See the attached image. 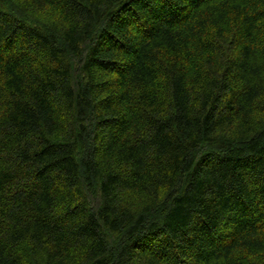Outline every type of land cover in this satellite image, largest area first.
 I'll return each mask as SVG.
<instances>
[{"label":"trees","instance_id":"16d2710c","mask_svg":"<svg viewBox=\"0 0 264 264\" xmlns=\"http://www.w3.org/2000/svg\"><path fill=\"white\" fill-rule=\"evenodd\" d=\"M0 264H264V0H0Z\"/></svg>","mask_w":264,"mask_h":264}]
</instances>
